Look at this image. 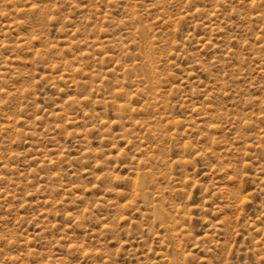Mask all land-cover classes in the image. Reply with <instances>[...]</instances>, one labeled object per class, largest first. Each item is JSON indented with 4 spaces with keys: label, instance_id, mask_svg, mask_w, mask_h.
<instances>
[{
    "label": "rangeland",
    "instance_id": "1",
    "mask_svg": "<svg viewBox=\"0 0 264 264\" xmlns=\"http://www.w3.org/2000/svg\"><path fill=\"white\" fill-rule=\"evenodd\" d=\"M0 264H264V0H0Z\"/></svg>",
    "mask_w": 264,
    "mask_h": 264
}]
</instances>
